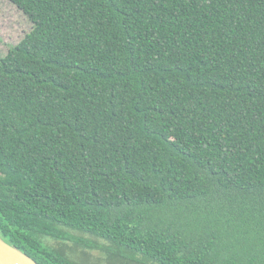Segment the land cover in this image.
I'll use <instances>...</instances> for the list:
<instances>
[{
  "label": "trees",
  "instance_id": "trees-1",
  "mask_svg": "<svg viewBox=\"0 0 264 264\" xmlns=\"http://www.w3.org/2000/svg\"><path fill=\"white\" fill-rule=\"evenodd\" d=\"M10 1L33 28L0 58V237L264 264V0Z\"/></svg>",
  "mask_w": 264,
  "mask_h": 264
},
{
  "label": "rangeland",
  "instance_id": "rangeland-1",
  "mask_svg": "<svg viewBox=\"0 0 264 264\" xmlns=\"http://www.w3.org/2000/svg\"><path fill=\"white\" fill-rule=\"evenodd\" d=\"M32 28L31 21L17 6L10 0H0V58L5 57L10 48L17 46L31 32ZM81 238L88 242L95 241L88 236ZM47 242L56 249L62 245L55 241ZM86 245V242L68 241L63 248L68 256L76 261H85L84 264H107L106 257L99 250L91 252Z\"/></svg>",
  "mask_w": 264,
  "mask_h": 264
},
{
  "label": "water",
  "instance_id": "water-1",
  "mask_svg": "<svg viewBox=\"0 0 264 264\" xmlns=\"http://www.w3.org/2000/svg\"><path fill=\"white\" fill-rule=\"evenodd\" d=\"M0 264H38L0 237Z\"/></svg>",
  "mask_w": 264,
  "mask_h": 264
}]
</instances>
